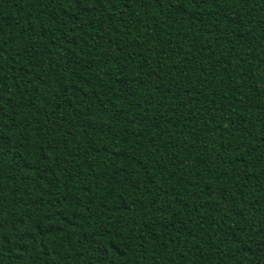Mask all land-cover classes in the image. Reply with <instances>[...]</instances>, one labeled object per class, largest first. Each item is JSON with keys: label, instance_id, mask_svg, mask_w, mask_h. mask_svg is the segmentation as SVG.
Wrapping results in <instances>:
<instances>
[{"label": "trees", "instance_id": "1", "mask_svg": "<svg viewBox=\"0 0 264 264\" xmlns=\"http://www.w3.org/2000/svg\"><path fill=\"white\" fill-rule=\"evenodd\" d=\"M0 264H264V0H0Z\"/></svg>", "mask_w": 264, "mask_h": 264}]
</instances>
